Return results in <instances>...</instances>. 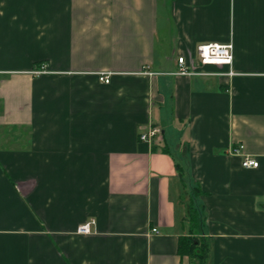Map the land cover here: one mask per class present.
Wrapping results in <instances>:
<instances>
[{
	"label": "crops",
	"instance_id": "1",
	"mask_svg": "<svg viewBox=\"0 0 264 264\" xmlns=\"http://www.w3.org/2000/svg\"><path fill=\"white\" fill-rule=\"evenodd\" d=\"M191 206L264 264V0H0V264H191Z\"/></svg>",
	"mask_w": 264,
	"mask_h": 264
},
{
	"label": "built area",
	"instance_id": "2",
	"mask_svg": "<svg viewBox=\"0 0 264 264\" xmlns=\"http://www.w3.org/2000/svg\"><path fill=\"white\" fill-rule=\"evenodd\" d=\"M197 55L199 58V64L201 66H227L231 67L233 64V45L226 44H202L197 48ZM178 72L177 75H192L194 74L193 69L187 64L185 57L181 56L178 58ZM195 68V64H193ZM152 75V73H149ZM230 75L232 73L230 72ZM101 81L105 84L110 83L109 75L101 77ZM162 130L160 127H150V129L139 135V139L142 142H151L156 138L162 136ZM233 153H238L239 149L232 150ZM242 166L245 169H255L258 168L259 163L255 159L245 157L242 161ZM95 224V221L91 220L84 223L78 229L79 234L88 235L91 233V226ZM153 233H158L157 229H153Z\"/></svg>",
	"mask_w": 264,
	"mask_h": 264
},
{
	"label": "trees",
	"instance_id": "3",
	"mask_svg": "<svg viewBox=\"0 0 264 264\" xmlns=\"http://www.w3.org/2000/svg\"><path fill=\"white\" fill-rule=\"evenodd\" d=\"M197 191L200 190L197 188ZM191 217H187V221L189 218L190 222H193V227L188 226V234L185 237H181L179 241V255L187 256L190 259L191 264H207L209 257V245L206 239L202 236L203 234V222L204 217L199 209L191 206L189 215ZM188 223V222H187ZM193 229L197 230V236L193 235Z\"/></svg>",
	"mask_w": 264,
	"mask_h": 264
},
{
	"label": "rangeland",
	"instance_id": "4",
	"mask_svg": "<svg viewBox=\"0 0 264 264\" xmlns=\"http://www.w3.org/2000/svg\"><path fill=\"white\" fill-rule=\"evenodd\" d=\"M185 183L188 185V182H186L185 181ZM184 198H185V201H186V206L188 207V205H190V204H188V196H184ZM188 217H191V216H188ZM189 219H191V218H189ZM188 219V226L190 227H193L194 225H196V223L194 224L193 222H190V220ZM193 235L195 236V237H198L197 235V230L196 229H193Z\"/></svg>",
	"mask_w": 264,
	"mask_h": 264
}]
</instances>
